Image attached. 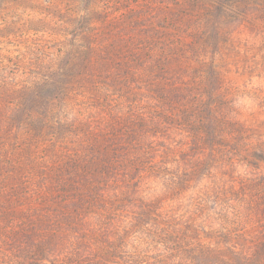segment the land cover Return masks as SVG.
Listing matches in <instances>:
<instances>
[{
	"label": "rangeland",
	"instance_id": "374dc122",
	"mask_svg": "<svg viewBox=\"0 0 264 264\" xmlns=\"http://www.w3.org/2000/svg\"><path fill=\"white\" fill-rule=\"evenodd\" d=\"M0 264H264V0H0Z\"/></svg>",
	"mask_w": 264,
	"mask_h": 264
}]
</instances>
